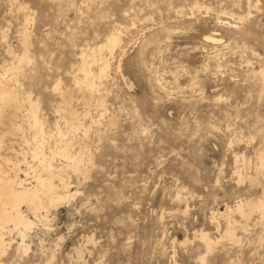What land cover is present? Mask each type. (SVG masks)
<instances>
[{"label": "rangeland", "instance_id": "374dc122", "mask_svg": "<svg viewBox=\"0 0 264 264\" xmlns=\"http://www.w3.org/2000/svg\"><path fill=\"white\" fill-rule=\"evenodd\" d=\"M113 32L123 49L102 52L105 78L90 92L76 86L80 52ZM208 34L220 42H205ZM25 50L20 68L4 71ZM260 73L264 0H0V87L16 95L0 100V155L37 171L30 153L40 141L54 167L66 165L53 153L56 128L71 153L81 149L80 173H63L77 194L47 218L25 211L35 223L26 254L12 233L0 264H46L52 255L51 264H200L195 235L219 238L225 227L220 219L216 233L211 213L264 201ZM233 218L244 228H235L239 240L221 239L204 264H264V215Z\"/></svg>", "mask_w": 264, "mask_h": 264}, {"label": "bare ground", "instance_id": "6f19581e", "mask_svg": "<svg viewBox=\"0 0 264 264\" xmlns=\"http://www.w3.org/2000/svg\"><path fill=\"white\" fill-rule=\"evenodd\" d=\"M118 32L108 34L104 38L102 43L96 44L92 48L89 47V53H87L86 51L80 52V65L77 67V72H80L82 74V77L79 78L74 76V82L76 86L84 85L86 86V88H88L89 91L96 87V79L102 82L108 71L109 62L108 59H106L107 57H103L102 52L107 51V56L110 57L113 56L114 52L117 50L122 53L121 51L123 48L121 46V39L119 35L120 32ZM213 34L205 35L203 37L204 41L209 43L220 42V40L218 38H215ZM26 36V32L22 31L21 37L24 43L26 40ZM13 59L15 60V62L10 64L9 67H6L4 71L10 73H14L15 71H17L20 68L21 63L24 60L28 59L26 50L22 53V55L14 56ZM93 63L96 64V77H94V72L91 69ZM260 75L262 84L264 85V74L260 73ZM100 82L98 81V83ZM159 88L163 90L161 84H159ZM54 89L58 90V84L55 85ZM15 99L16 95L14 94L13 90L0 87V100L14 102ZM27 100L29 104L28 112L30 115L29 124L35 129L37 135L41 136L44 134V130L42 127V121L37 116V105L33 103L29 97H27ZM68 115L71 121L77 117V114L75 112H70ZM64 123L66 126H71V129L74 128L73 124H69L66 120L64 121ZM59 129L56 128L57 134L59 136V142L58 145L55 146L56 149L53 153L63 158L66 162V165L54 167L50 159L45 157L44 152L41 148L42 144L40 141H37L34 144L30 153L31 160L33 162H36L40 166V169H38L37 171L33 168V165H31L30 162L26 161V159H24L23 161L25 170H21L19 168L20 161L17 160L13 162L11 161V159L4 158L0 155V258L5 255L7 246L10 247L9 244L11 240H8L6 242L7 238L5 236L9 237L12 233H15L19 238L17 249L19 251L22 249V253L26 254L28 246L25 245V239L27 238L28 233L33 229L35 223L24 213L25 211L27 213H30L33 218L37 217L38 213H41V215L42 213L44 214V217H39L47 218V213H49L51 208H56L58 205L67 201L69 198H73V196L77 194L76 191L71 193L69 183H66V181L64 180L63 173L66 171V169L71 170V172L75 175L80 173L81 170L79 168V163L81 161V149L77 153H71L73 151L70 152V149L73 144L68 139H65L63 137L64 135L62 136ZM99 132L100 129H97L96 133L99 134ZM52 155L53 154H51L50 158L53 157ZM263 156L264 155L260 153L257 157L260 167L264 164ZM235 160H237V157H235ZM9 162H12L10 164L13 167H10L8 170H4L2 168V164L5 163L8 167ZM236 172L238 173V171ZM21 175H23L24 178H21ZM29 175H31V183H29L30 181L27 182V180L29 179ZM239 176L238 181L240 178ZM54 181H57L58 184L54 185ZM262 195L264 196V188L262 189ZM175 198H179V194L176 193ZM23 208H25V210H22ZM254 211H256L260 215V217L264 215L263 197L255 202L239 200L238 202H236L233 209H229L228 207H226L224 211L216 210L214 213H211V217H209L210 225L213 227L215 232L218 233L220 231V219L224 221L225 227L223 229V234L219 236V238H212L208 235V233L204 232H198L199 234L195 235L199 238L205 252L203 255L200 254L198 257V261L200 262V264L205 263L206 255L213 249L216 244L220 242L221 239H225L230 243H235L237 240H239L236 239L235 228L240 227L243 230L244 228L243 226H240V221L237 222L233 218L234 215H236L242 223L247 222L250 215L254 213ZM186 241L187 240L182 242L180 245L185 244ZM76 256L77 259H80L79 252L76 253ZM53 258L54 256L52 255L50 260H48L46 264H51ZM173 264L177 263L173 262Z\"/></svg>", "mask_w": 264, "mask_h": 264}]
</instances>
